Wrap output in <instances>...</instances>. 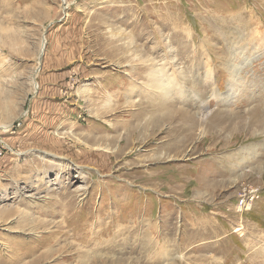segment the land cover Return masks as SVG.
Returning a JSON list of instances; mask_svg holds the SVG:
<instances>
[{"label":"rangeland","instance_id":"obj_1","mask_svg":"<svg viewBox=\"0 0 264 264\" xmlns=\"http://www.w3.org/2000/svg\"><path fill=\"white\" fill-rule=\"evenodd\" d=\"M262 109L264 0H0V264H264Z\"/></svg>","mask_w":264,"mask_h":264},{"label":"bare ground","instance_id":"obj_2","mask_svg":"<svg viewBox=\"0 0 264 264\" xmlns=\"http://www.w3.org/2000/svg\"><path fill=\"white\" fill-rule=\"evenodd\" d=\"M206 72H209V74H208V76H210V77H208V79H213V75H214V73L213 72H210L209 70H207ZM207 79V80H208ZM200 86H203L202 84H199ZM154 87H156V89H157V91H160L161 92V94L163 95L162 97H170L171 95H172V85H171V83H170V81H168V78H166L165 76H162V77H156V85L154 86ZM172 87V88H171ZM202 87H200V89H201ZM198 92H200L199 90H198ZM216 98H217V96H216ZM164 105H159V108H161V109H164V107H163ZM157 109V108H156ZM262 111H264L263 109H262ZM163 113V112H162ZM165 114V113H164ZM262 119V118H261ZM263 121H264V119H263ZM8 127H5L4 129H7ZM138 128V127H137ZM191 130L193 131L194 129L193 128H191ZM180 131V130H179ZM176 140H178V139H176ZM250 202V201H249ZM245 207H250V204L249 203H246V205H245ZM239 209L243 212V211H245L244 210V208H241V207H239Z\"/></svg>","mask_w":264,"mask_h":264},{"label":"built area","instance_id":"obj_3","mask_svg":"<svg viewBox=\"0 0 264 264\" xmlns=\"http://www.w3.org/2000/svg\"><path fill=\"white\" fill-rule=\"evenodd\" d=\"M240 196L241 197L239 198V203L237 207L239 206L241 208H244L245 210L244 212L251 211L255 205V202L260 198V194L255 190H250L249 193H246L245 191H243ZM246 203H249L250 207H245Z\"/></svg>","mask_w":264,"mask_h":264}]
</instances>
